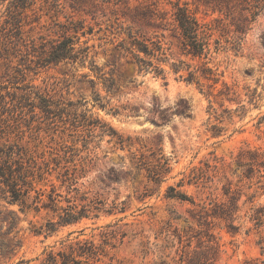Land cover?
Instances as JSON below:
<instances>
[{
	"label": "rangeland",
	"instance_id": "rangeland-1",
	"mask_svg": "<svg viewBox=\"0 0 264 264\" xmlns=\"http://www.w3.org/2000/svg\"><path fill=\"white\" fill-rule=\"evenodd\" d=\"M171 1L176 0H122L118 8L126 10L129 5L142 10L145 6L164 14L170 12ZM181 1L194 7L192 0ZM132 13L135 21L126 25H132L140 38L161 40L169 62L177 61V41L170 32L163 36L161 29L142 26V13ZM46 20L50 22L48 16L41 19ZM114 40L96 48L98 74L88 64L81 67L70 62L30 74L32 82L44 92L63 93L72 100L85 98L94 116L128 139L120 147L108 136L103 137L94 149L96 157L91 155L93 160L85 164L80 156L86 152L82 143L77 144L82 152L78 156L70 154L72 161L64 163L70 167L73 180L64 181L65 169L51 161L52 173L43 183L46 193L55 190L62 195V206L68 199L82 204L81 196L85 195L101 201L103 209L98 217L47 232L49 220L57 221L54 212L37 210L30 205L32 199L25 206L1 199L0 264H39L45 249H59L68 238L103 244L105 254L98 264H264V223L256 227L251 219L253 209L264 206V190L252 198L256 185L248 186L256 179L239 183L243 171L238 162L242 149L264 151V11L239 52L213 54L210 66L217 73V82L202 76L199 83L189 82L179 78L169 65H164L168 70L166 80L143 75L130 55L115 48L118 40ZM93 42L99 43L97 38ZM181 58L195 69L207 61ZM102 73L112 79L113 91L104 87L109 81L97 78ZM95 93L108 102L106 109L94 106ZM36 133L37 139L26 140L46 151L49 158L64 155L63 146L71 144L68 136L45 127ZM91 145L94 148V143ZM161 154L169 158L171 170L155 182L142 168V159L150 168ZM209 164L218 168L213 170ZM192 170L212 180L189 181ZM180 182L183 186L178 187ZM237 184L242 185V193H232L240 199L238 210L233 212L234 226L230 227V219L212 213L223 212L215 208V203L232 207L225 192L230 187L238 190ZM171 185L186 191L205 209L167 197Z\"/></svg>",
	"mask_w": 264,
	"mask_h": 264
},
{
	"label": "trees",
	"instance_id": "trees-1",
	"mask_svg": "<svg viewBox=\"0 0 264 264\" xmlns=\"http://www.w3.org/2000/svg\"><path fill=\"white\" fill-rule=\"evenodd\" d=\"M121 1L0 0V200L10 205L25 206L32 199L30 205H34L37 210L46 208L54 212L57 221L49 220L47 232H54L59 226L76 224L83 218L98 217V212L103 209L99 206L101 201L89 200L85 195L81 196L84 200L82 204L68 199V204L62 206L59 192L52 190V193H46L43 183L48 180L47 175L52 173L51 161L65 169L64 181H72L73 173L64 163L72 161L71 155L78 156L82 152L77 144L82 143V149L86 152V155L80 156L81 162L85 164L93 160L91 155L95 154L94 149L103 137L108 136L109 141H114L120 147L128 139L94 116L85 98L72 100L63 93L44 92L32 82L30 74L39 68L61 62L81 67L88 64L98 74L100 69L95 61L96 48L105 43H114V39H117L115 48L130 55L137 71L143 75L152 74L166 80L168 70L164 65H169L179 78L189 82L199 83V76L217 82V73L210 66L213 54L226 50L239 52L248 31L264 11V0H192L194 7L188 1L176 0L171 1L170 12L164 14L145 6L140 10L139 7L127 5L126 10H119ZM133 11L142 13V26L161 29L163 36L165 32H170L177 41V61L169 62L161 40L155 41L143 35L140 38L132 30V25H126L128 21L134 23L136 16L131 14ZM46 16L50 19L49 23L47 20L41 21ZM38 28L41 31L35 35ZM95 38L98 44L91 43ZM181 56L207 61L195 69ZM97 78L109 81L104 87L108 92L113 91L114 84L106 73ZM91 82L94 83L93 80ZM93 102L94 106L102 109L108 105V102L102 101L99 93H95ZM42 127L70 138L71 144L63 146L66 148L64 155L49 158L46 151H40L31 145L30 140H26V137L37 139L36 132ZM217 133L214 132V135ZM156 160L158 163L148 168L142 159V168L148 171L151 180L158 182L162 174L171 170V166L164 154L157 156ZM238 162L243 171L239 175V183L246 178L256 179L248 186L251 188L256 185V191L252 194L254 199L257 192L264 190V151L242 149ZM208 167L216 170L218 165L209 164ZM195 178L199 181L212 180L210 176L204 177L192 170L189 181ZM181 186L182 182L178 184V187ZM237 186L240 187L238 190L233 191L230 187L225 192L232 207L226 208L224 203H215V208L223 212L216 210L212 213L214 217L230 219V227L234 226L233 212L238 210L240 199L232 193H242V185ZM167 197L188 201L205 209L177 186H169ZM252 212L251 219L256 227L262 226L264 206L254 208ZM104 254L103 244L90 239L68 238L59 249L54 246L45 249L39 264H98Z\"/></svg>",
	"mask_w": 264,
	"mask_h": 264
}]
</instances>
